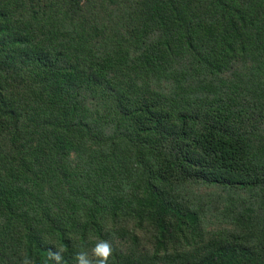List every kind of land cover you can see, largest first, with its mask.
<instances>
[{
  "label": "trees",
  "instance_id": "obj_1",
  "mask_svg": "<svg viewBox=\"0 0 264 264\" xmlns=\"http://www.w3.org/2000/svg\"><path fill=\"white\" fill-rule=\"evenodd\" d=\"M100 242L264 264V0H0V264Z\"/></svg>",
  "mask_w": 264,
  "mask_h": 264
},
{
  "label": "clouds",
  "instance_id": "obj_2",
  "mask_svg": "<svg viewBox=\"0 0 264 264\" xmlns=\"http://www.w3.org/2000/svg\"><path fill=\"white\" fill-rule=\"evenodd\" d=\"M93 251L96 256L99 257L97 264H107L112 251L108 242L97 243ZM50 257L55 261V264H62L61 256L58 251L50 252ZM75 259L77 264H90V261L86 258L85 253H78Z\"/></svg>",
  "mask_w": 264,
  "mask_h": 264
},
{
  "label": "rangeland",
  "instance_id": "obj_3",
  "mask_svg": "<svg viewBox=\"0 0 264 264\" xmlns=\"http://www.w3.org/2000/svg\"><path fill=\"white\" fill-rule=\"evenodd\" d=\"M199 193H200V194L203 193V195H205V194H206V195H207V194L211 195V194H212V191H208V192H206V190L200 189V190H199ZM212 221H213V219H212Z\"/></svg>",
  "mask_w": 264,
  "mask_h": 264
}]
</instances>
